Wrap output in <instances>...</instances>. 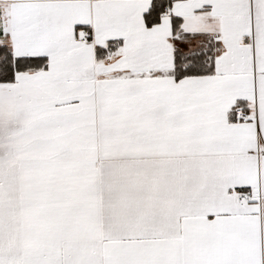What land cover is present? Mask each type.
I'll list each match as a JSON object with an SVG mask.
<instances>
[{"label":"snow or ice","instance_id":"1","mask_svg":"<svg viewBox=\"0 0 264 264\" xmlns=\"http://www.w3.org/2000/svg\"><path fill=\"white\" fill-rule=\"evenodd\" d=\"M0 264H264V0H0Z\"/></svg>","mask_w":264,"mask_h":264}]
</instances>
